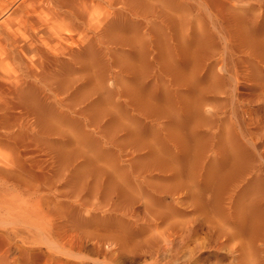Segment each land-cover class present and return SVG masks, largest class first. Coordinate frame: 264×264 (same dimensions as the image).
Wrapping results in <instances>:
<instances>
[{
    "label": "bare ground",
    "instance_id": "bare-ground-1",
    "mask_svg": "<svg viewBox=\"0 0 264 264\" xmlns=\"http://www.w3.org/2000/svg\"><path fill=\"white\" fill-rule=\"evenodd\" d=\"M0 264H264V0H0Z\"/></svg>",
    "mask_w": 264,
    "mask_h": 264
}]
</instances>
